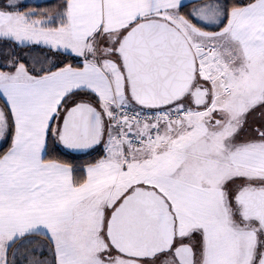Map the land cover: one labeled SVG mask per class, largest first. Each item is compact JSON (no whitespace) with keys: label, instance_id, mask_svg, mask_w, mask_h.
Returning a JSON list of instances; mask_svg holds the SVG:
<instances>
[{"label":"snow or ice","instance_id":"6c2138e0","mask_svg":"<svg viewBox=\"0 0 264 264\" xmlns=\"http://www.w3.org/2000/svg\"><path fill=\"white\" fill-rule=\"evenodd\" d=\"M0 264H264V0H0Z\"/></svg>","mask_w":264,"mask_h":264}]
</instances>
